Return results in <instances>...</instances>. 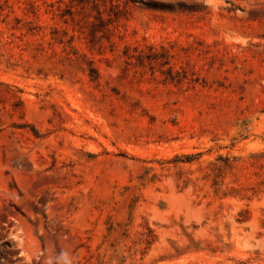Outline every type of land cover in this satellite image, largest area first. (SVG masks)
<instances>
[{
    "label": "rangeland",
    "instance_id": "374dc122",
    "mask_svg": "<svg viewBox=\"0 0 264 264\" xmlns=\"http://www.w3.org/2000/svg\"><path fill=\"white\" fill-rule=\"evenodd\" d=\"M0 264H264V0H0Z\"/></svg>",
    "mask_w": 264,
    "mask_h": 264
}]
</instances>
